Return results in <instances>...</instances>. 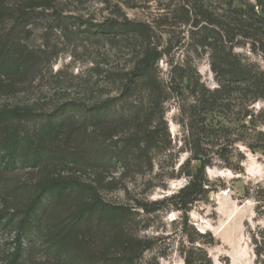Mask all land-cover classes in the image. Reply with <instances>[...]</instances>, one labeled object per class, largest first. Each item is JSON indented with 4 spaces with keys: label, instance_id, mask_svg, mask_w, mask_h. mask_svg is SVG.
<instances>
[{
    "label": "rangeland",
    "instance_id": "rangeland-1",
    "mask_svg": "<svg viewBox=\"0 0 264 264\" xmlns=\"http://www.w3.org/2000/svg\"><path fill=\"white\" fill-rule=\"evenodd\" d=\"M189 1L54 0L50 5L34 6L30 0H1L0 40L20 45L27 65L19 77L0 76V111L31 109L40 115L67 117L68 126L54 140L55 148L62 151L63 147L67 150L65 143L71 147L85 143L91 152H104L109 159L106 166L96 170L54 161L35 170L18 167L7 171L0 162V212L25 208L40 186L51 179L75 178L91 184L96 193L71 195L62 208L49 210V220L68 223L72 215L95 199L105 209L127 207L132 211V221L125 224V234L152 246L137 264H184L188 236L207 248L212 264H257L255 249L264 250V149L260 148L264 147V135L259 134L264 128L254 131L250 118L217 111L206 116L213 131L224 129L230 137L220 142L216 137H202L207 143L203 146L205 158L213 163L207 168L210 192L190 212L161 210L146 214L138 208L140 202L161 200L187 183L185 176L171 177L179 174L191 156L186 142L190 105L195 103L192 91L201 86L210 91L218 88L212 68L216 63L213 49L206 43L200 45L216 33L202 28L207 26L205 21L198 28L193 26L201 18L188 9ZM229 2L205 0L208 17L230 23ZM128 20L149 25L152 42L165 52L156 70L163 90L162 105L150 103L148 79L131 94L125 92L124 75L145 50L141 39L124 33L122 23ZM94 25H104L103 33L92 31ZM240 41L243 45L235 52L264 70L262 49L257 46L253 50L251 40L234 43ZM182 75L189 78L181 81ZM107 102L113 104L97 115L100 123L94 120L93 112L84 132L73 124L85 114L58 113L74 103L93 108ZM262 108L264 102H259L249 110L257 115ZM120 117L131 122L111 126L110 121ZM202 117L206 118L204 114ZM30 125L33 131L40 130L43 121ZM15 126L0 125V143L10 138ZM149 131L156 132L161 142L150 152L151 162L141 166L134 159L136 148L131 137ZM229 141L238 142L234 148L222 145ZM38 143L46 141L39 139ZM199 165L192 162L189 169L195 171ZM108 214L112 215L109 211L97 214L91 228L84 226L79 231L78 236L83 238L72 244L69 260L83 254L86 264H107L126 250L121 228L106 224ZM14 228L13 224L0 227V264L10 260ZM38 237L33 236L31 244L27 242L23 264H67V260L47 255Z\"/></svg>",
    "mask_w": 264,
    "mask_h": 264
},
{
    "label": "trees",
    "instance_id": "trees-1",
    "mask_svg": "<svg viewBox=\"0 0 264 264\" xmlns=\"http://www.w3.org/2000/svg\"><path fill=\"white\" fill-rule=\"evenodd\" d=\"M204 1L190 0L188 9L192 11L196 18H201L196 21L193 25L194 27L198 28L205 21L207 26H202V28H210L211 31L216 33V35H208L206 41H203L204 43L200 45L206 43L213 49L216 63L213 64L212 68L218 77V88L213 91L207 90L203 86L193 88L192 97L195 103L190 105L188 140L186 142V145L190 146L191 156L180 167L179 174L171 177L180 179L185 176L189 181L179 191L165 196L161 200L150 203L140 202L138 208L146 214L156 213L161 210L180 211L187 214L195 203L201 201L210 192L207 168L213 166V163L207 160L203 153V146L207 144L205 139L216 137L218 141H226L230 137V134L224 129L213 131L207 125L206 116L210 112L217 111L222 114L231 112L243 119L250 118L254 131L264 128V108L257 115L249 110L255 104L264 102V70L258 64L244 59L235 52L236 48H241L243 45L241 41L240 43H234L239 39L251 40L253 50H256L258 46L260 50L262 49L264 55V0H255L254 4L242 0H230L231 15L228 17L230 20L228 24L211 20L205 10ZM30 2L29 4L34 6L41 3L50 5L54 0H30ZM2 17L3 11L0 7V22ZM122 25L125 34L137 36V39H141L142 46L145 47L136 65L129 73L124 75L126 94H131L139 83L148 79L151 84L148 87L151 97L150 103L154 106L164 104L162 98L163 90L159 85L156 70L159 62L165 56V52L158 50L159 45H154L152 42L153 30L149 25L129 20L122 23ZM104 27V25H94L92 31L103 33ZM209 39H213V41L208 43ZM26 63V55L20 45L15 43L3 44L0 40L1 77L8 79L19 77L26 70ZM187 78H189L187 75H182L181 81ZM230 102L235 103L230 105ZM112 104L113 102H107L102 106L98 104L96 107L89 108L84 105L81 106L79 103H74L68 108L59 110L58 113L66 114L68 111H76L81 116L85 114L81 120L73 122V126L78 131L84 132L88 129L86 122H90L88 116L95 112L94 115L96 117H94V120L97 121L96 123H100L101 119L97 115L110 108ZM234 108H238V110ZM203 114L206 118L202 117ZM56 116L52 117L51 114L40 115L31 109L0 111V125L7 123L16 124L10 138L4 143H0V162L3 169L13 171L18 167H24L35 170L45 163L54 161L69 162L87 170H96L106 166L109 158L107 159L105 153L91 152L85 143L74 144L73 147L65 143L68 151L64 147L62 151L56 149L54 140L60 138L69 122L67 117L61 119ZM41 120L43 121L42 129L33 131L30 123ZM110 122L112 126L114 124H126L125 122L130 123L131 121L120 117L117 121ZM259 134L264 135L262 131ZM202 137L205 139H202ZM39 139L45 140L46 143L39 144ZM131 139L135 142L136 148V152L133 155L134 159L141 166L148 163L150 152L158 148L161 142L156 132L151 131L139 133L131 137ZM237 142L229 141L222 145L234 148ZM214 144L218 145L219 143ZM51 146H54V148ZM225 146L224 148H226ZM260 148L264 149V147ZM123 160L130 163V159L124 158ZM192 162H199L200 164L195 171L189 169ZM90 192L96 193V189L91 184L79 179H51L40 186L38 193L25 208L11 213L0 212V227L4 224L15 225L14 236L11 241L13 252L10 260L5 264H23L27 252V242L31 244L33 236L37 235L47 255L67 260V264H86L88 261L83 254L76 255L69 260L68 254L71 246L76 240L83 238L78 236L79 231L84 226L91 228L96 215L106 213V211L111 212L112 215L108 214L109 216L106 217L108 222L104 219L103 221L106 224L113 223L114 226L121 228V232L124 235L122 246L123 249H126L125 251L121 250V254L111 258L107 264H137L143 253L151 249L152 246L147 241L132 239L129 234H125L127 232L125 224H129L132 221V211L129 208L105 209L106 206L99 199H95L72 215L68 223L65 220L56 221L55 223L49 220V210L62 208L71 195H85ZM184 226L185 231L188 226L187 220ZM198 234L200 235V233ZM188 244L184 251V264H212L205 246L200 243L197 244V240L189 236ZM255 254L256 263L264 264V250L257 247Z\"/></svg>",
    "mask_w": 264,
    "mask_h": 264
},
{
    "label": "water",
    "instance_id": "water-1",
    "mask_svg": "<svg viewBox=\"0 0 264 264\" xmlns=\"http://www.w3.org/2000/svg\"><path fill=\"white\" fill-rule=\"evenodd\" d=\"M189 181V179H187V182Z\"/></svg>",
    "mask_w": 264,
    "mask_h": 264
}]
</instances>
